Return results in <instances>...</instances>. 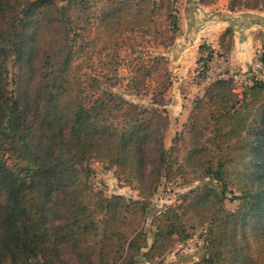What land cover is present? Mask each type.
<instances>
[{
    "label": "trees",
    "instance_id": "obj_1",
    "mask_svg": "<svg viewBox=\"0 0 264 264\" xmlns=\"http://www.w3.org/2000/svg\"><path fill=\"white\" fill-rule=\"evenodd\" d=\"M178 3L0 0V264H134L136 257L162 264L175 237H191L184 218L191 196L197 206L215 201L205 254L192 264H264V83L237 94L232 78L211 82L184 126L187 156L174 158L163 134L171 61L154 53L153 43L174 45ZM229 9L264 10V0H230ZM60 25L65 32L57 37ZM233 36L225 30L221 49L231 50ZM200 51L199 63L208 51L213 58L212 49ZM38 54L42 109L31 117L9 89V68L33 65ZM121 69L137 94L152 97L153 109L107 89ZM94 159L139 200L96 191L87 166ZM189 168L215 181L220 195L212 187L192 191L153 213L149 245L144 224L152 198ZM226 201H240L238 209L231 212Z\"/></svg>",
    "mask_w": 264,
    "mask_h": 264
},
{
    "label": "rangeland",
    "instance_id": "obj_2",
    "mask_svg": "<svg viewBox=\"0 0 264 264\" xmlns=\"http://www.w3.org/2000/svg\"><path fill=\"white\" fill-rule=\"evenodd\" d=\"M182 1V0H181ZM184 1V0H183ZM210 2L213 0H205ZM59 2V5H62ZM239 11V10H236ZM84 19L86 16H83ZM65 26H56L55 34L60 37L65 32ZM178 35L176 36L177 40ZM234 38V36H233ZM233 42V40H232ZM63 43L65 41L63 40ZM178 41H175L174 45L169 49H164L158 43H153L154 53H165L171 63L170 68L172 72L173 85L167 92L164 105L168 116V121L165 124V130L163 132L165 138L166 147L169 149L174 146V158H177L183 163L185 157L190 148V137L187 129L184 128L188 122L189 113L191 112L193 102L202 97L207 86L215 81L218 75L212 76V59L209 60V51L204 54L205 59L199 63L202 57L199 48V55L197 57V63L194 70L190 75H180L175 71L176 58L178 57V51L176 50ZM179 44V43H178ZM181 45V42L180 44ZM209 49L208 45H205ZM231 49V48H230ZM215 52V51H213ZM230 52L227 48L221 49L218 54L226 56ZM181 51L179 54H182ZM214 54V53H213ZM212 54V55H213ZM191 56V55H190ZM213 57V56H211ZM214 58V57H213ZM42 63V54H38L37 59L33 65H27L26 63H17L10 65L9 76V89L14 92L18 102L23 108H26L31 114V117H37L42 109V101L37 95V87L40 82V67ZM209 72V73H208ZM91 73L99 74L97 68H92ZM241 75V74H239ZM131 75L124 69H121L117 74H114V80L110 83L113 86L107 87L110 92H113L129 102L137 104L141 107L153 109L152 97L144 94H137L136 88L130 84ZM246 86L235 85V92L241 94ZM160 108V107H158ZM161 109V108H160ZM175 140L177 142L174 144ZM95 174L92 178V184L95 189V183L101 184V189H95L96 191H103L108 196H113L118 193H123L127 199L139 200V193L134 189L127 187L123 182L118 179V175L115 171L107 170V163L94 159L91 160L88 165ZM197 172V174H196ZM212 187L215 189L216 194L220 195V186L211 179L200 180L199 172L196 168H189L186 178L179 179L174 183H163L158 192L152 198V207L150 213L145 219V231L149 235V245L152 243L153 235L152 228L150 226L152 214L163 209L165 206L177 205L181 203V197L190 192L199 194L205 191V188ZM231 197V196H229ZM193 196H191L189 203L186 205V212L184 215L186 226L189 229L191 237L188 240L180 241L175 237L174 243L168 251L163 255L162 264H192L198 261L205 254L204 233L207 228V219L210 216V208L215 202L214 198L204 201L202 205L197 206L193 203ZM240 201L229 202L226 201V207L231 212L238 209ZM138 263L134 264H149L144 262L142 257H136ZM153 264H158L160 260H156ZM118 264H125L124 259L120 260Z\"/></svg>",
    "mask_w": 264,
    "mask_h": 264
},
{
    "label": "crops",
    "instance_id": "obj_3",
    "mask_svg": "<svg viewBox=\"0 0 264 264\" xmlns=\"http://www.w3.org/2000/svg\"><path fill=\"white\" fill-rule=\"evenodd\" d=\"M229 4L230 0H179L181 31L176 41L181 45L177 43L176 50L183 53H178L173 65L181 76L191 74L196 67L199 48L205 45L215 51L211 73L218 75L215 80L230 79L252 70L255 55L264 51V10L232 12ZM228 28L234 31L233 44L230 52L221 56L218 54L220 37Z\"/></svg>",
    "mask_w": 264,
    "mask_h": 264
},
{
    "label": "built area",
    "instance_id": "obj_4",
    "mask_svg": "<svg viewBox=\"0 0 264 264\" xmlns=\"http://www.w3.org/2000/svg\"><path fill=\"white\" fill-rule=\"evenodd\" d=\"M209 73V72H208ZM237 86H247L253 82L264 83V51L258 52L253 59V68L245 74H236L232 77ZM95 189H101L99 182L95 183Z\"/></svg>",
    "mask_w": 264,
    "mask_h": 264
}]
</instances>
